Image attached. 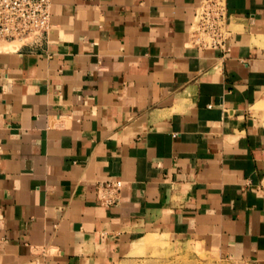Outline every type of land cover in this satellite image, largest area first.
Instances as JSON below:
<instances>
[{
    "label": "crops",
    "instance_id": "crops-1",
    "mask_svg": "<svg viewBox=\"0 0 264 264\" xmlns=\"http://www.w3.org/2000/svg\"><path fill=\"white\" fill-rule=\"evenodd\" d=\"M51 0L36 48L0 51V264H114L148 232L264 262V0ZM122 182L99 206L98 182Z\"/></svg>",
    "mask_w": 264,
    "mask_h": 264
},
{
    "label": "built area",
    "instance_id": "built-area-1",
    "mask_svg": "<svg viewBox=\"0 0 264 264\" xmlns=\"http://www.w3.org/2000/svg\"><path fill=\"white\" fill-rule=\"evenodd\" d=\"M51 7V0H0V41H18L19 48L38 47L51 27ZM230 36L225 0H200L190 26V45L228 52ZM121 189L119 180L98 182L95 196L99 206H116Z\"/></svg>",
    "mask_w": 264,
    "mask_h": 264
},
{
    "label": "rangeland",
    "instance_id": "rangeland-1",
    "mask_svg": "<svg viewBox=\"0 0 264 264\" xmlns=\"http://www.w3.org/2000/svg\"><path fill=\"white\" fill-rule=\"evenodd\" d=\"M189 33L190 31L187 34V43L190 45ZM3 45L4 43H0V46ZM9 46L0 48V51H15L18 48L17 44ZM263 109L256 110L255 107L256 112ZM262 189L264 190V178ZM149 235H157L160 242L155 247L143 249L141 242ZM114 264H264V262L223 252L206 241L179 239L170 234L148 232L141 236L131 250Z\"/></svg>",
    "mask_w": 264,
    "mask_h": 264
},
{
    "label": "bare ground",
    "instance_id": "bare-ground-1",
    "mask_svg": "<svg viewBox=\"0 0 264 264\" xmlns=\"http://www.w3.org/2000/svg\"><path fill=\"white\" fill-rule=\"evenodd\" d=\"M0 43H4V45L0 46V48L10 47L9 46L10 44H17L18 45L17 47L19 48L21 45L20 42L18 41H13V42H1L0 41ZM6 44H9V45H6ZM255 107H256V110H259V109L261 110L262 108H264V101H260L259 103H257ZM159 242H160V239L157 235H149L142 240L141 247L143 249L149 248V247H155L159 244Z\"/></svg>",
    "mask_w": 264,
    "mask_h": 264
}]
</instances>
